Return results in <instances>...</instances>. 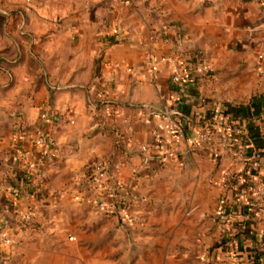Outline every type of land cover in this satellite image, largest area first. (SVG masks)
Returning a JSON list of instances; mask_svg holds the SVG:
<instances>
[{"label":"crops","instance_id":"0c3cea01","mask_svg":"<svg viewBox=\"0 0 264 264\" xmlns=\"http://www.w3.org/2000/svg\"><path fill=\"white\" fill-rule=\"evenodd\" d=\"M148 49L161 58L157 72ZM176 71L188 75L182 87ZM103 99L116 105L88 104ZM117 106L127 119L116 120L119 153ZM263 106L264 0H1L0 229L13 242L0 244V264H226L257 239L264 250V215L247 214L258 197L251 180L264 176V115L251 119ZM206 119L216 120L210 139L191 147ZM38 134L58 142L54 162L28 136ZM224 134L231 141L215 161ZM228 240L229 251L218 248Z\"/></svg>","mask_w":264,"mask_h":264},{"label":"built area","instance_id":"2783aa9c","mask_svg":"<svg viewBox=\"0 0 264 264\" xmlns=\"http://www.w3.org/2000/svg\"><path fill=\"white\" fill-rule=\"evenodd\" d=\"M34 0H23V2L26 5H31ZM1 2V0H0ZM149 42L151 44H154L156 42V38L154 36H151L149 39ZM146 63L147 66L150 68L152 72H157L159 70V65L161 62V58L156 54V52L152 49H148L146 52ZM205 59V58H204ZM203 68L204 70L211 71V64L208 61L203 60ZM188 75L185 72L182 71H176L174 72L172 76V81L178 86L182 87L187 82ZM96 105V104H95ZM95 107V106H94ZM113 115L115 119H121L123 122H127V119L125 117V110L121 106H117L114 109ZM56 118L60 121L64 119V116L62 114H57ZM50 120V117L45 116L44 121L48 122ZM32 141V143L41 148V158L43 162H54L56 158L60 155V147L56 139H54L51 136L44 135V134H38L37 136H31L28 135ZM211 136V128L210 126H197L193 132L192 136H189L186 138L187 143L193 147V146H200L203 144H206V142L210 139ZM27 135H16L13 137V142L20 143L23 139H26ZM237 142L238 146L240 147V150L244 151V143L242 140L239 139H233ZM231 138L227 134H224L221 139L217 143V148L215 150H212L211 157L217 161L221 157L222 149L226 148L228 144L230 143ZM146 149V148H144ZM20 158L22 159V163L24 166H27L28 163V151L26 150H20ZM168 155L170 157L175 156V152L169 150ZM102 165H93L90 167V176L93 180H96V176L98 174V171L100 170ZM251 186L254 189V191L257 194V199L254 203L248 206L247 208V214L252 219L256 220L260 216L264 215V180H260L258 178H253L251 180ZM107 191L111 194L112 197H117L120 195L121 192L124 191V185L121 182L114 183L110 186H108ZM121 191V192H120ZM13 196L15 198H18L20 196V192L17 189H14L11 191ZM64 192L59 191L57 194L61 196ZM217 219L219 221V225L222 228V230H227L231 224L232 215L231 210L228 202L225 200V198H220L219 205H218V211H217ZM22 222L24 224H30L34 220V216L32 213H26L21 218ZM70 240H73V237H69ZM13 242V237L7 228L0 229V244H10ZM226 264H240L238 261H227ZM260 264H264V260L260 262Z\"/></svg>","mask_w":264,"mask_h":264},{"label":"trees","instance_id":"16d2710c","mask_svg":"<svg viewBox=\"0 0 264 264\" xmlns=\"http://www.w3.org/2000/svg\"><path fill=\"white\" fill-rule=\"evenodd\" d=\"M111 43H115L114 41H112ZM98 73V68L96 70V74ZM88 104L90 105L91 102L88 100ZM108 104H112L113 106L116 105L114 102H110L108 101L107 99H103L101 100L99 103H98V106L95 109V112H100V109L102 106H105V105H108ZM110 115V119L113 121V124H112V130H111V134L113 135V138H114V144H115V152L119 153L123 150V147H124V143H125V140H126V135H125V132L123 130V127L118 124L116 122V119L113 115V111L111 113H109ZM264 115V106H263V112L260 113V114H256L255 117H252L251 119H256V118H261L262 116ZM222 122H223V125H226V126H235L236 124H234L231 119L229 118H225L223 117L222 118ZM216 123V120H204L202 122V125L203 126H214V124ZM210 124V125H209ZM239 129H241L239 127ZM227 131V129H226ZM238 133L241 132V130H237ZM249 133L248 134H251L250 131H248ZM244 137V136H242ZM264 180V176H263V179ZM257 242H258V239L255 240L254 242V247L252 250L249 251V253L246 254H243V253H237L235 250L232 251V253L230 254V258L232 261H238L240 264H260L261 261L264 260V250L257 246ZM230 243V240L226 241V242H222L218 248H221L223 247V251H229L230 250V247L229 249H227V245Z\"/></svg>","mask_w":264,"mask_h":264},{"label":"rangeland","instance_id":"374dc122","mask_svg":"<svg viewBox=\"0 0 264 264\" xmlns=\"http://www.w3.org/2000/svg\"><path fill=\"white\" fill-rule=\"evenodd\" d=\"M90 105H91V107H92V108H96V107H94V105H95V103H94V102H91V104H90ZM94 110H95V109H94ZM96 119H97V118H96Z\"/></svg>","mask_w":264,"mask_h":264}]
</instances>
